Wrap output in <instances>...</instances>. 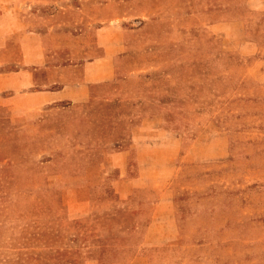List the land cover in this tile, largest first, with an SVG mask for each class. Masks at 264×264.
I'll use <instances>...</instances> for the list:
<instances>
[{
	"label": "rangeland",
	"instance_id": "1",
	"mask_svg": "<svg viewBox=\"0 0 264 264\" xmlns=\"http://www.w3.org/2000/svg\"><path fill=\"white\" fill-rule=\"evenodd\" d=\"M205 3L186 11L211 8ZM231 4L228 15L215 18L228 17L216 37L200 28L169 30L200 58L201 77L196 92L187 94L185 123L166 118L183 129L186 141L196 135L197 142H187L191 153L176 159L177 225L148 254V264H264V0ZM36 10L49 17L51 7ZM260 19L261 27H251ZM8 120L0 123V264H84L94 255L110 261L113 254L84 251L105 233L113 208L89 203V196L107 198L113 191L83 184L104 179L108 157L83 142L81 124ZM138 239L127 248H136ZM115 255L123 264L133 259L132 252Z\"/></svg>",
	"mask_w": 264,
	"mask_h": 264
},
{
	"label": "crops",
	"instance_id": "2",
	"mask_svg": "<svg viewBox=\"0 0 264 264\" xmlns=\"http://www.w3.org/2000/svg\"><path fill=\"white\" fill-rule=\"evenodd\" d=\"M231 1L0 0L1 125L11 123L9 117L51 127L81 124L83 142L108 157L104 179L83 184L113 191L88 200L113 206L107 232L84 251L113 255L108 262L94 255L84 264H123L115 259L122 251L133 254L124 264H148V254L177 225L175 162L191 153L185 146L197 137L186 141L166 116L185 123L187 94L196 92L201 71L197 54L184 40H172L169 30L200 28L216 37L228 17L215 18L233 10ZM202 2L211 8L187 13L186 5ZM39 5L51 7L49 17L38 15ZM130 82L140 89H127ZM131 238H139L133 250L126 245Z\"/></svg>",
	"mask_w": 264,
	"mask_h": 264
}]
</instances>
